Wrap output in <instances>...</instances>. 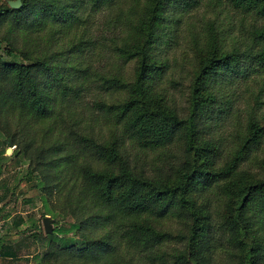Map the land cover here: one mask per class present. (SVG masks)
Here are the masks:
<instances>
[{
	"label": "trees",
	"instance_id": "16d2710c",
	"mask_svg": "<svg viewBox=\"0 0 264 264\" xmlns=\"http://www.w3.org/2000/svg\"><path fill=\"white\" fill-rule=\"evenodd\" d=\"M21 2L0 3V177L25 161L41 218L74 220L13 217L0 264L33 255L28 238L56 264H264V0Z\"/></svg>",
	"mask_w": 264,
	"mask_h": 264
},
{
	"label": "rangeland",
	"instance_id": "374dc122",
	"mask_svg": "<svg viewBox=\"0 0 264 264\" xmlns=\"http://www.w3.org/2000/svg\"><path fill=\"white\" fill-rule=\"evenodd\" d=\"M0 3L8 4V0H0ZM92 21H93L92 23L93 32L95 34L96 40L98 38V42L100 44V42L105 41L104 38L110 35V30L108 29V26L104 24V21H105L104 13L103 12L94 13ZM2 30H3V27L0 29V31ZM184 33L187 38L188 34L186 30L184 31ZM180 35H181V40H182L184 35L182 37L181 31H180ZM186 42L187 40L185 41V38H184L179 48L177 44L171 47L168 51L169 56H170V62L172 63V66H174L172 70L173 71L172 74H174L175 76V82L174 83L168 82L167 84H168L170 91L176 96L178 106L181 109L184 108V105H185V95L187 94V82H188V68H187L188 64L186 63L185 65L181 62L182 55L184 54V56L182 57L184 58L188 54V53L182 54L181 52L182 44L185 45ZM162 46L165 47L163 44ZM99 50H100V56L102 55L101 61L103 60L102 62L101 61L100 62L101 63L106 62L109 58L108 49L105 46L100 45ZM187 51L188 50L186 48V52ZM178 60H180V65L176 62ZM181 63L184 66H182ZM91 102L92 101L89 97L88 105H90ZM1 132H4L3 136H5L6 131L3 128ZM227 142H230V140ZM7 148L9 149L7 150ZM14 148H15V145L5 146V149H4L5 154H10ZM26 165L27 163L23 160L19 161L18 163L11 162L9 163L8 167H6V169L3 171L0 177L1 178L0 180V200H1V195L6 192L5 188L3 187V184L5 181L7 182L6 185L13 191L12 195H8L6 205H4V207H2V209L0 210V219H4V221L0 223L1 224L0 229L5 230V228L11 224L10 221L12 220V218L22 213L24 216H26V218L29 216L30 217L32 216L34 217V219L38 220V223L41 225L42 232L44 234H47L44 232V229H43L41 210H40L41 201L39 197L37 196L38 194L37 188L31 186V183L23 179H18L19 177L18 171L21 170ZM50 198L52 201L54 200V196ZM1 202L3 203V200H1ZM7 213H9L8 216H6ZM27 220H28L27 223L29 224L31 222V219H27ZM73 220L74 219L71 216H67L61 219L59 223L53 219V230L57 224L60 227L68 226V223H70ZM27 223H23L20 226V228H24ZM180 226L181 225L179 223H174L172 225V228L176 229ZM27 231L29 232V229ZM72 234H73L72 230L66 232L65 234L62 232H59V233L57 232V234L55 235L56 240L53 241V244H52V249L55 250L58 247V245H60L63 242V240H61L62 236L65 237V236H70ZM21 237H22L21 234H16L13 237V240H16V241L20 240ZM27 241H28L29 246L23 247L21 250V253L33 250V247H34L35 255L34 254L29 255L30 257H26L22 255L20 258L14 260L15 262H17L16 264H56V262L54 263V257L49 258V260L45 258V252L49 250L48 245H47V240H43V239L33 240L32 238H28ZM7 264H10V263L7 262Z\"/></svg>",
	"mask_w": 264,
	"mask_h": 264
},
{
	"label": "water",
	"instance_id": "95a60500",
	"mask_svg": "<svg viewBox=\"0 0 264 264\" xmlns=\"http://www.w3.org/2000/svg\"><path fill=\"white\" fill-rule=\"evenodd\" d=\"M8 4L11 7L17 8L22 4V2L21 0H8ZM8 149L9 148H7V150ZM42 224L45 233H50L51 231H53V219L50 217V215L43 216Z\"/></svg>",
	"mask_w": 264,
	"mask_h": 264
},
{
	"label": "crops",
	"instance_id": "0c3cea01",
	"mask_svg": "<svg viewBox=\"0 0 264 264\" xmlns=\"http://www.w3.org/2000/svg\"><path fill=\"white\" fill-rule=\"evenodd\" d=\"M2 200V199H1ZM1 200H0V208H1V206H2V202H1ZM17 216H22V217H24V218H26V216H24L22 213L21 214H19V215H17ZM4 221V219H0V223H2ZM1 225V224H0ZM17 262H15V261H12L10 264H16ZM3 264H5V263H3ZM7 264V263H6Z\"/></svg>",
	"mask_w": 264,
	"mask_h": 264
}]
</instances>
